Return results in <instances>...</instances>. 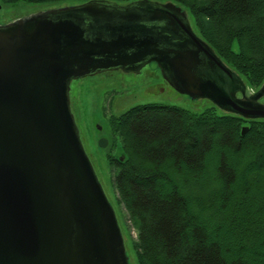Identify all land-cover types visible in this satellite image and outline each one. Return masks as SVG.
Here are the masks:
<instances>
[{"label":"water","instance_id":"95a60500","mask_svg":"<svg viewBox=\"0 0 264 264\" xmlns=\"http://www.w3.org/2000/svg\"><path fill=\"white\" fill-rule=\"evenodd\" d=\"M151 62L181 93L264 119V82L249 92L175 2L87 0L0 24V264H130L70 87Z\"/></svg>","mask_w":264,"mask_h":264},{"label":"trees","instance_id":"16d2710c","mask_svg":"<svg viewBox=\"0 0 264 264\" xmlns=\"http://www.w3.org/2000/svg\"><path fill=\"white\" fill-rule=\"evenodd\" d=\"M159 1L186 9L225 63L262 85L264 0ZM109 123L127 153L111 162L138 264H264V119L145 103Z\"/></svg>","mask_w":264,"mask_h":264},{"label":"rangeland","instance_id":"374dc122","mask_svg":"<svg viewBox=\"0 0 264 264\" xmlns=\"http://www.w3.org/2000/svg\"><path fill=\"white\" fill-rule=\"evenodd\" d=\"M76 3L73 0L62 2L19 0L14 3L0 0V21ZM164 79L159 65L153 62L147 64L142 72L136 75L110 70L73 79L70 87L71 109L80 131L81 140L105 193L116 211L130 264H138L134 248L138 230L120 201L114 182L118 165L111 162L113 158L126 157L127 153L121 136L112 131L109 119L133 106L145 103L177 105L197 113L214 107L218 114L227 113L208 98H191L181 93L170 83H166ZM247 86L249 92L256 91L257 87L248 83ZM98 126H101L103 130H99ZM101 138L108 141L106 146L99 144ZM249 177L252 176L248 175Z\"/></svg>","mask_w":264,"mask_h":264},{"label":"flooded vegetation","instance_id":"af4514ba","mask_svg":"<svg viewBox=\"0 0 264 264\" xmlns=\"http://www.w3.org/2000/svg\"><path fill=\"white\" fill-rule=\"evenodd\" d=\"M6 3H7V2H6ZM0 6H1V4H0ZM0 8H1V7H0ZM22 15H24V14H22ZM19 16H20V15L15 16V17H12V18H8V19H6V20H4V21H0V24H1V23H6V22H8V21H10V20H12V19H15V18L19 17ZM151 63H153V62H151ZM144 67H145V66H144ZM144 67H143V68H144ZM143 68H142L139 72H125V73H128L129 75H136V74L141 73L142 70H143ZM122 72H124V71H122ZM164 80H165V79H164ZM165 82L169 84L168 81L165 80ZM98 128H99V130H101V131L103 130L101 126H98ZM104 139H105V138H104ZM107 143H108V141H107Z\"/></svg>","mask_w":264,"mask_h":264}]
</instances>
